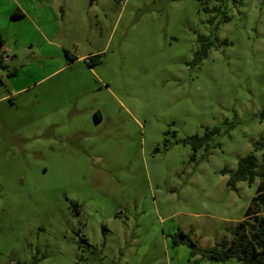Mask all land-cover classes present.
Instances as JSON below:
<instances>
[{
    "label": "rangeland",
    "instance_id": "obj_1",
    "mask_svg": "<svg viewBox=\"0 0 264 264\" xmlns=\"http://www.w3.org/2000/svg\"><path fill=\"white\" fill-rule=\"evenodd\" d=\"M0 29V264H246L172 234L212 247L260 183L227 184L264 149V0H0Z\"/></svg>",
    "mask_w": 264,
    "mask_h": 264
},
{
    "label": "trees",
    "instance_id": "obj_2",
    "mask_svg": "<svg viewBox=\"0 0 264 264\" xmlns=\"http://www.w3.org/2000/svg\"><path fill=\"white\" fill-rule=\"evenodd\" d=\"M205 9L210 12L222 10L220 5H215L212 8L205 7ZM223 19L226 21L228 17L223 15ZM198 42L200 47L194 55L197 61L204 55L206 56L207 49L214 44L213 39L204 35L198 36ZM4 61L3 54L0 53V68L7 67ZM99 61H101L100 54L96 53L88 56L86 63L88 66H93ZM14 73V71H9L7 74ZM219 132L220 128L218 126L205 128L202 134L184 136L181 141L189 144L193 153L198 148L205 147V154H207L210 149L220 145V142L216 139ZM261 149H263L262 143L255 142L253 150L238 159L237 166L229 175L227 184L230 187H234L235 183L241 180L247 181L248 184L254 183L256 179L260 180V183L256 184L255 193L246 207L245 216L235 226L228 229L230 232L229 237L223 238L219 242L216 241L210 248L201 249L188 234L184 233L183 230H179L172 234L174 245L186 244L192 249L190 251L192 255L200 253L203 257L216 259L217 261H225L234 257V259L246 264H264V149L261 151V160H258L256 156V151ZM71 207L76 214L79 213L77 203L72 202ZM76 232L80 235V241H86L79 233V229Z\"/></svg>",
    "mask_w": 264,
    "mask_h": 264
},
{
    "label": "crops",
    "instance_id": "obj_3",
    "mask_svg": "<svg viewBox=\"0 0 264 264\" xmlns=\"http://www.w3.org/2000/svg\"><path fill=\"white\" fill-rule=\"evenodd\" d=\"M23 3H20V1H14L13 2V7H11V6L8 7L7 10L4 12V14L2 13L3 16L5 17V15H6L7 18H10V19H16V18H19V17L27 16L29 13L26 12ZM37 29L39 30V32H41V35L42 34L44 35V33H46L48 31V30H45L44 28H40L38 26H37ZM5 42H6V39H4L3 33L1 31V29H0V53L3 54V59H4V56H5L4 60H7L9 56L7 54V51L3 48V46L5 45Z\"/></svg>",
    "mask_w": 264,
    "mask_h": 264
},
{
    "label": "built area",
    "instance_id": "obj_4",
    "mask_svg": "<svg viewBox=\"0 0 264 264\" xmlns=\"http://www.w3.org/2000/svg\"><path fill=\"white\" fill-rule=\"evenodd\" d=\"M4 59H5V56H4Z\"/></svg>",
    "mask_w": 264,
    "mask_h": 264
}]
</instances>
